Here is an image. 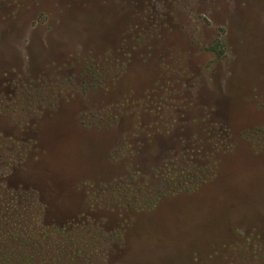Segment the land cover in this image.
I'll return each instance as SVG.
<instances>
[{
  "label": "rangeland",
  "instance_id": "1",
  "mask_svg": "<svg viewBox=\"0 0 264 264\" xmlns=\"http://www.w3.org/2000/svg\"><path fill=\"white\" fill-rule=\"evenodd\" d=\"M0 264H264V0H0Z\"/></svg>",
  "mask_w": 264,
  "mask_h": 264
}]
</instances>
